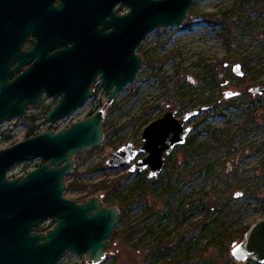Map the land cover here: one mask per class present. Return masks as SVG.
Listing matches in <instances>:
<instances>
[{
    "label": "rangeland",
    "instance_id": "rangeland-1",
    "mask_svg": "<svg viewBox=\"0 0 264 264\" xmlns=\"http://www.w3.org/2000/svg\"><path fill=\"white\" fill-rule=\"evenodd\" d=\"M136 50L154 64L141 63L134 81L107 106L104 139L74 154L75 166L63 180L67 187L79 173L88 185L65 187L68 198L99 195L106 205H123L98 264H257L231 255L232 243L244 235L223 244L225 233L264 219V93L250 91L264 87V0H193L181 24L153 29ZM236 63L242 75L233 72ZM103 100L100 87L76 114L53 125L45 120L46 105L7 119L0 124V147L25 138L30 127L31 134L61 128ZM167 110L186 116L191 131L166 155L157 176L149 177L148 168L130 171V163H106L128 142L141 146L145 125ZM23 170L18 164L6 174ZM156 244L171 249L149 254ZM62 260L86 264L71 252Z\"/></svg>",
    "mask_w": 264,
    "mask_h": 264
},
{
    "label": "water",
    "instance_id": "water-1",
    "mask_svg": "<svg viewBox=\"0 0 264 264\" xmlns=\"http://www.w3.org/2000/svg\"><path fill=\"white\" fill-rule=\"evenodd\" d=\"M192 1L71 0L72 63L79 69L73 73L69 86L54 89L55 95L61 96L48 110L46 119L56 122L91 98L90 84L98 72L102 77L103 104L92 114L56 131L42 130L0 148L3 224L16 226L15 214L39 220L52 217L55 221L51 229L39 235L41 241L36 246L22 232H8L4 238L6 255L27 264H59L66 252L83 256L86 264H98L105 258V245L118 222L119 207L104 204L99 195H90L83 202L63 196L66 183L62 180L75 166L74 154L104 139L102 124L107 106L124 86L134 81L141 66L143 56L136 52L139 43L155 28L181 24ZM119 3L126 8L122 13L115 11ZM97 23L102 26L98 28ZM232 70L238 75L243 73L239 63ZM250 91L264 93V87H251ZM28 96L16 86L3 87L2 83L0 124L24 114L31 105L36 106L35 102L22 101L34 99L35 95ZM185 120L186 116L176 117L175 111H165L145 125L141 146L133 147L130 142L122 145L109 154L107 163L115 167L130 163V170L148 168L149 177L157 176L164 167V154L186 142L191 130L184 126ZM141 152L145 156L137 158ZM35 158L39 159L38 165L22 177L6 176L15 162ZM231 255L238 263L248 258L264 262V219L251 224L243 239L232 243Z\"/></svg>",
    "mask_w": 264,
    "mask_h": 264
},
{
    "label": "flooded vegetation",
    "instance_id": "flooded-vegetation-1",
    "mask_svg": "<svg viewBox=\"0 0 264 264\" xmlns=\"http://www.w3.org/2000/svg\"><path fill=\"white\" fill-rule=\"evenodd\" d=\"M125 9L122 3L115 6L117 13H122ZM71 20V0H0V86L2 83L3 87L16 86L26 96L35 95L34 99L26 98L22 101L36 103V106L31 105L27 110L46 105L44 114L46 121H48L46 119L48 110L61 96L55 95L54 89L69 86L72 83L73 73L79 69L73 67L72 63ZM101 26L97 23L98 28ZM77 57L81 58L79 54ZM100 87L103 88L102 77L98 72L93 76L90 84L93 95ZM82 106L64 118H71ZM100 107L73 118L63 127L92 114ZM39 115H34L33 118L38 119ZM59 120L48 122L53 125ZM49 129L56 131L60 128ZM166 155L164 154V164ZM137 158L141 157L137 156ZM38 163V158L15 162L8 170L18 164H22L26 170L17 176L11 177L7 174L6 176L22 177ZM12 220L11 223L14 221ZM15 221L16 226H12L10 222L3 224V199H0V264H27L24 260L20 262L16 257L5 254L4 238L6 240L8 232L18 230L33 246H36L41 241L39 235L46 233L55 223L52 217L39 220L25 214H15ZM62 259L63 257L59 260V264H64Z\"/></svg>",
    "mask_w": 264,
    "mask_h": 264
},
{
    "label": "trees",
    "instance_id": "trees-1",
    "mask_svg": "<svg viewBox=\"0 0 264 264\" xmlns=\"http://www.w3.org/2000/svg\"><path fill=\"white\" fill-rule=\"evenodd\" d=\"M142 56H143V60H142V63H145L146 61H149V63L150 64H154L153 63V60H149V59H147V55H146V53L145 52H143L142 53ZM34 130H35V128L34 127H30L29 128V130H28V132H27V135H29V134H31V133H33L34 132ZM9 135H4V137H8ZM188 140L186 139V142H187ZM185 142V143H186ZM184 143V144H185ZM183 144V145H184ZM182 146V145H181ZM77 155H79V156H81V155H83V153H82V151H79V152H77ZM85 159V157H82L81 158V161L82 160H84ZM165 163H166V161H165ZM80 163L77 161L76 162V167H78V165H79ZM78 176H77V178L76 179H74V180H72V181H70L68 184H67V187H66V191H68V190H79V189H84V188H86L88 185L87 184H84V183H82L80 180H79V176H80V174L78 173L77 174ZM155 181H157V180H155ZM93 192L91 191L90 192V194H92ZM108 196H110V193H108ZM109 198V197H108ZM103 200V202L105 203V200L104 199H102ZM77 201H79L78 199H77ZM119 208H120V210L121 209H123V205H120L119 206ZM249 224H246V225H244L243 227H241L240 229H238L237 231H236V234L235 235H232L231 236V233H225V238H224V240H225V242L226 243H224L223 245L224 246H226V244L228 243V242H230L231 240H233V238H235V236H238V237H243V235L245 234V232L247 231V229L249 228ZM225 231L227 230L226 228L224 229ZM113 234H114V232H113ZM222 245V246H223ZM170 249H171V246H165V247H163V248H160L157 244L156 245H153V246H151V247H149V254H154V255H164L165 253H167V252H169L170 251ZM231 258H229L228 257V262H232L231 260H230ZM226 261V262H227ZM257 264H259V263H257Z\"/></svg>",
    "mask_w": 264,
    "mask_h": 264
}]
</instances>
